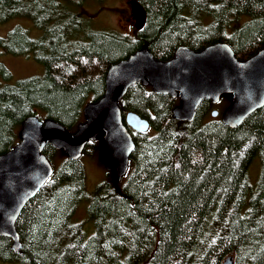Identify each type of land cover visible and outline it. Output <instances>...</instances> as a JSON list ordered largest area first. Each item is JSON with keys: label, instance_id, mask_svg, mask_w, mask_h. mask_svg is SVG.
Instances as JSON below:
<instances>
[{"label": "trees", "instance_id": "obj_1", "mask_svg": "<svg viewBox=\"0 0 264 264\" xmlns=\"http://www.w3.org/2000/svg\"><path fill=\"white\" fill-rule=\"evenodd\" d=\"M102 1L0 0V22L26 19L39 32L32 38L16 27L0 38V48L32 55L43 68L41 76L9 84L11 73L0 63V156L18 143L31 116L74 132L86 103L102 97L109 67L142 47L163 62L179 46L201 51L226 43L238 60L264 47V0H124L146 11L134 36L91 26L83 10ZM119 104L150 125L147 133L130 132L134 151L126 176L117 186L107 179L90 196L80 160L59 157L47 145L43 153L54 173L17 218L19 252L0 237V260L223 264L233 257L234 264H264V107L230 129L219 118L205 120L209 101L192 122L174 120L178 100L141 83ZM90 147L97 149V142L84 153ZM255 159L260 172L252 187L248 171ZM80 204L94 224L89 237L73 221Z\"/></svg>", "mask_w": 264, "mask_h": 264}, {"label": "water", "instance_id": "obj_2", "mask_svg": "<svg viewBox=\"0 0 264 264\" xmlns=\"http://www.w3.org/2000/svg\"><path fill=\"white\" fill-rule=\"evenodd\" d=\"M129 5L134 28L142 30L145 9L136 1ZM137 83L151 87L155 94L178 97L172 118L179 122H192L203 101L216 105L223 95H231L220 121L235 129L264 107V47L247 60H238L226 43L199 52L179 47L167 62L156 60L142 47L109 67L102 97L86 103L84 120L73 133L51 119H25L18 143L0 156V237L11 241L12 250L19 252L21 248L15 228L19 214L54 173L43 153L47 145L77 161L89 143L97 142V158L111 184L117 186L126 176L134 151L130 130L147 133L150 128L146 119L131 111L124 113L119 104ZM218 114L217 110L211 112L214 118ZM223 264H234L233 257H227Z\"/></svg>", "mask_w": 264, "mask_h": 264}, {"label": "rangeland", "instance_id": "obj_3", "mask_svg": "<svg viewBox=\"0 0 264 264\" xmlns=\"http://www.w3.org/2000/svg\"><path fill=\"white\" fill-rule=\"evenodd\" d=\"M129 1L124 0H103L100 4H89L83 10L85 17L91 19V26L95 30L114 31L119 34L134 36L136 29L134 28V21L132 19ZM20 27L29 32L32 38L39 36V32L34 30L33 25L26 19H12L8 22H0V38H6L8 33ZM33 29V31H31ZM0 63L11 73L12 79L9 84H14L19 80L30 77L41 76L43 74L42 66L36 61L32 55H11L0 48ZM3 84L0 78V85ZM231 95H223L218 104L212 108L222 113L224 109L230 104ZM212 109V110H213ZM212 119L208 113L205 120ZM73 133V132H70ZM101 138H99L100 140ZM88 152L83 153L80 158L86 175V192L92 195L96 187L110 178H107L104 167L100 164L97 158V149L88 148ZM65 156L63 152L59 151V157ZM259 161L255 159L248 171L249 182L254 187L258 181ZM257 180V181H256ZM85 203V202H83ZM81 203V204H83ZM77 208L73 216L75 223L82 225L86 237L94 233V224L85 213L86 206L81 205ZM0 264H4L0 260Z\"/></svg>", "mask_w": 264, "mask_h": 264}, {"label": "flooded vegetation", "instance_id": "obj_4", "mask_svg": "<svg viewBox=\"0 0 264 264\" xmlns=\"http://www.w3.org/2000/svg\"><path fill=\"white\" fill-rule=\"evenodd\" d=\"M137 31H138V30H137ZM139 31H141V30H139ZM179 47H186V46H179ZM179 47H177L176 49H178ZM186 48H188V47H186ZM188 49H190V48H188ZM190 50H191V51H194V50H192V49H190ZM202 50H203V49H202ZM175 51H176V50H175ZM195 52H199V51H195ZM174 53H175V52H174ZM172 58H173V57H172ZM172 58H171V59H172ZM171 59H170V60H171ZM168 61H169V60H168ZM162 62H163V61H162ZM164 62H167V61H164ZM170 97H171V96H170ZM171 98H172V99H177V100H178V104L176 105V106H178V105H179V98H178V97H176V98L171 97ZM210 103H211V102H210ZM211 105H212V104H211ZM176 106H175V107H176ZM212 106H214V105H212ZM175 107H174V108H175ZM212 109H213V108H211V109L209 110V112H208L209 115H210V117H211L212 119H217V118L220 119V114H221V113H219L218 116L215 117V118L211 116V112L214 111V109H213V110H212ZM207 117H208V114H207ZM207 117H206V118H207Z\"/></svg>", "mask_w": 264, "mask_h": 264}]
</instances>
